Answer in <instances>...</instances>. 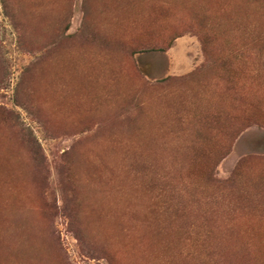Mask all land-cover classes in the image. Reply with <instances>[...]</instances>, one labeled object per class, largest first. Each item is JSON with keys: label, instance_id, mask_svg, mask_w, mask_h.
Wrapping results in <instances>:
<instances>
[{"label": "rangeland", "instance_id": "1", "mask_svg": "<svg viewBox=\"0 0 264 264\" xmlns=\"http://www.w3.org/2000/svg\"><path fill=\"white\" fill-rule=\"evenodd\" d=\"M0 264H264V0H0Z\"/></svg>", "mask_w": 264, "mask_h": 264}, {"label": "trees", "instance_id": "2", "mask_svg": "<svg viewBox=\"0 0 264 264\" xmlns=\"http://www.w3.org/2000/svg\"><path fill=\"white\" fill-rule=\"evenodd\" d=\"M35 153H36V155L38 154V152H37V151H35Z\"/></svg>", "mask_w": 264, "mask_h": 264}]
</instances>
